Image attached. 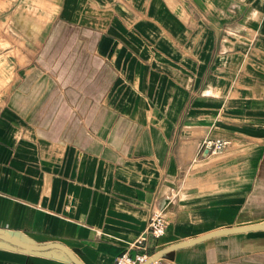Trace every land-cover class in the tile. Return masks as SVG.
Masks as SVG:
<instances>
[{"label":"crops","instance_id":"obj_1","mask_svg":"<svg viewBox=\"0 0 264 264\" xmlns=\"http://www.w3.org/2000/svg\"><path fill=\"white\" fill-rule=\"evenodd\" d=\"M53 1V13L38 10L36 25L17 32L11 24L30 0H0V231L61 244L83 264H114L138 252L130 246L155 213L169 224L163 238L147 240L151 256L264 223L256 202L264 0ZM63 30L84 35L87 57L55 59L51 72L47 53L33 66L29 52L50 51L48 36ZM18 33L37 35L38 48L15 42ZM216 139L230 148H201ZM164 259L264 264V232L214 238ZM0 264L74 263L57 248L0 244Z\"/></svg>","mask_w":264,"mask_h":264},{"label":"rangeland","instance_id":"obj_2","mask_svg":"<svg viewBox=\"0 0 264 264\" xmlns=\"http://www.w3.org/2000/svg\"><path fill=\"white\" fill-rule=\"evenodd\" d=\"M54 2L55 1L53 0H43V2L37 3V1L30 0V3H28L29 8H24L22 11V8H18L17 10V14L21 13L25 16L18 20V22L15 21V23H12L11 26L13 25V29L19 32L21 30H25V26L27 27L36 25V18L34 17L40 14L38 10H43V8H46L45 11L53 13L55 10V5H57V1L55 2V4ZM55 30L57 31L58 29L56 28ZM42 38H44V36ZM13 39L15 42L26 41L29 44L33 45L34 49L38 48L37 45L34 43L36 40H38L37 35H23L22 33H18L14 35ZM45 42H47L48 47L51 46L50 51L44 52L43 50L42 52H40V55H38V52L36 50L29 52L28 58L33 66L37 67L39 61H43V56L47 53L48 56L46 57V64L50 65L51 72H53L54 70L55 59L60 60L62 58H66V60L69 61V59L76 58L77 61H80L81 59L84 60L87 57V54L85 55V50L83 46V43H85L84 35H77L75 32L63 30L61 32V35H49ZM5 43V40L0 39V47H4ZM54 44L55 47H53ZM2 50L3 49L0 48V59L2 55L6 56V52ZM13 54V59L16 60V58H20L21 51H14ZM63 69L68 70V67H65ZM85 69L86 68L83 66V64H81L79 65V67H77V73H85ZM35 73H37V71H35ZM260 171L261 172L259 174V178L257 179L256 202L258 207H260L259 209H262L261 215L264 216V164H262Z\"/></svg>","mask_w":264,"mask_h":264},{"label":"water","instance_id":"obj_3","mask_svg":"<svg viewBox=\"0 0 264 264\" xmlns=\"http://www.w3.org/2000/svg\"><path fill=\"white\" fill-rule=\"evenodd\" d=\"M253 232H264V223H255L244 226H235V227L215 230L213 232L193 238L191 240L168 246L160 250L156 254H154L146 264H151L156 259L164 258L167 254L171 252L189 248L214 238L237 235V234L253 233ZM0 244L11 246L14 249L24 252H44L49 249L57 248L64 254L67 260L73 262L74 264H83L68 248L58 243H52L46 246L27 244L0 231Z\"/></svg>","mask_w":264,"mask_h":264},{"label":"built area","instance_id":"obj_4","mask_svg":"<svg viewBox=\"0 0 264 264\" xmlns=\"http://www.w3.org/2000/svg\"><path fill=\"white\" fill-rule=\"evenodd\" d=\"M231 146V142L224 139L206 140L201 145L203 150H207V153L211 155H217L225 152ZM168 221L162 212L155 213L150 217L146 230L131 244V249L138 252L131 255L129 252H125L120 255L114 264H146L151 255L147 250V240L152 237L155 240H160L165 236L168 228ZM151 264H167L164 258L154 260Z\"/></svg>","mask_w":264,"mask_h":264}]
</instances>
